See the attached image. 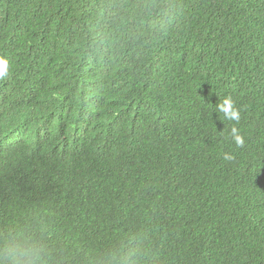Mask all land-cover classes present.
I'll return each mask as SVG.
<instances>
[{"label": "trees", "instance_id": "16d2710c", "mask_svg": "<svg viewBox=\"0 0 264 264\" xmlns=\"http://www.w3.org/2000/svg\"><path fill=\"white\" fill-rule=\"evenodd\" d=\"M0 57V264H264V0H0Z\"/></svg>", "mask_w": 264, "mask_h": 264}, {"label": "clouds", "instance_id": "9594fccd", "mask_svg": "<svg viewBox=\"0 0 264 264\" xmlns=\"http://www.w3.org/2000/svg\"><path fill=\"white\" fill-rule=\"evenodd\" d=\"M6 70H7V61L3 57H0V77H3ZM216 110L218 113L223 114V117L227 120H232L237 122H239L240 120V110L237 107H235V102L230 96L225 97L223 101H220L216 105ZM230 135L234 144L237 147H242L244 145L245 143L244 136L241 134L238 128L232 127ZM224 159L231 161L232 159H234V156L229 153H225Z\"/></svg>", "mask_w": 264, "mask_h": 264}]
</instances>
